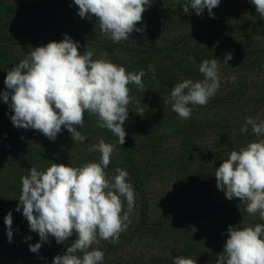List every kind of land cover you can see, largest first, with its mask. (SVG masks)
Masks as SVG:
<instances>
[{
	"label": "trees",
	"instance_id": "trees-1",
	"mask_svg": "<svg viewBox=\"0 0 264 264\" xmlns=\"http://www.w3.org/2000/svg\"><path fill=\"white\" fill-rule=\"evenodd\" d=\"M174 2L152 0L137 24L143 31H134L126 42L113 43L101 34L94 16L88 19L78 15L74 0H0V264H52L56 255L71 246L75 234L65 243H57L51 236L45 243L38 233L30 231L22 207L15 210L22 191L21 177L32 166L44 171L52 162L73 167L99 162L100 153L87 149L100 139L116 145L105 169L109 178L116 174L117 167L122 168L135 190L131 224L118 242L101 240L93 245L104 251V257L119 254L126 244L140 238L177 236L175 239L189 243L198 227L220 236L232 223L241 227L263 224L259 215L233 207L230 202L234 199L224 200L214 176L231 151L264 138L254 135L251 126L247 133L240 131L245 117L264 118V113L260 114L264 105L261 98L240 103V94H236L239 80L228 79L224 84L223 79L206 106L189 105L192 116L188 120L171 110L170 101L176 83L202 80L198 79L200 63L214 58L224 62L240 29L254 30L255 26L252 21L245 25L231 17L214 16L198 22L201 18L185 15L180 3ZM65 34L79 42L81 54L86 48L95 50L94 58L105 52L111 62L126 71L145 72V92L134 84L128 86L133 99L128 105L123 145L110 130L97 127L98 118L88 113L83 128L77 126L86 137L84 142L74 141L63 126L52 141L38 130L18 129L12 124L13 113L2 99L3 92L9 91L4 84L7 71L33 48L59 42ZM227 88L230 90L223 96ZM138 101L143 115L137 113ZM9 211L13 221L11 242L5 224ZM208 220L212 222L202 224ZM38 242L42 245L39 251L31 252L29 245Z\"/></svg>",
	"mask_w": 264,
	"mask_h": 264
},
{
	"label": "clouds",
	"instance_id": "clouds-1",
	"mask_svg": "<svg viewBox=\"0 0 264 264\" xmlns=\"http://www.w3.org/2000/svg\"><path fill=\"white\" fill-rule=\"evenodd\" d=\"M152 0H74L81 18L99 22L101 34L113 43L126 42L131 34L143 31L137 24ZM221 0H190L183 12L194 9L201 16L205 9L214 18L213 9ZM259 17L264 20V0H250ZM79 42L65 34L64 39L38 46L7 71L4 84L9 91L2 94L4 103L12 111V124L18 129L38 130L54 141L62 126L74 141L84 142L86 137L78 130L84 126L85 113L95 115L96 126L110 130L117 143H125V121L128 105L132 102L130 84L146 91L145 72H128L124 66L114 64L107 53L94 58L93 49L81 54ZM232 59L225 55L224 63ZM218 59L203 60L199 72L203 79H184L170 92L171 110L184 120L192 116L189 105L206 106L220 89ZM235 80V77H232ZM10 101V103H9ZM167 103V102H164ZM140 101L137 113L143 115ZM264 136V119L245 117L242 133ZM88 152H99V162H87L79 167L51 163L44 171L32 166L21 177L22 191L16 211L22 207L30 231L38 233L42 242L54 237L65 243L75 234L76 239L64 254L53 258L52 264H103L101 240L115 244L131 224L130 214L135 207L134 186L128 182V172L115 169L109 178L105 169L111 163L116 145L100 139L89 146ZM217 189L228 200L238 198L246 203L249 214H259L264 220V139L248 142L239 151L233 150L216 168ZM125 201L127 208L125 210ZM12 212L5 217L7 237L12 240ZM224 250L216 264H264V224L254 227L229 225ZM30 239V237H29ZM41 243L29 245L37 253ZM80 253L81 255H78ZM174 264H197L196 259L177 256Z\"/></svg>",
	"mask_w": 264,
	"mask_h": 264
},
{
	"label": "rangeland",
	"instance_id": "rangeland-1",
	"mask_svg": "<svg viewBox=\"0 0 264 264\" xmlns=\"http://www.w3.org/2000/svg\"><path fill=\"white\" fill-rule=\"evenodd\" d=\"M174 3H180L182 7L189 4L190 0H176ZM216 8L212 11L217 18L231 17L243 21L245 25L252 21L255 26L254 30L249 27L240 29L239 36L235 40L236 44L228 49L227 52L231 53L235 60L227 63L218 62L220 82L226 79L225 84L232 77L239 80L238 85L236 84L238 88L236 94H240L238 96L240 103L253 97L261 98L264 102V20L259 17L250 0H221ZM184 14L196 16L195 10L191 8ZM198 17L201 18L198 22L210 18L208 10L205 9ZM226 65L229 66L226 67ZM198 79H203V74L200 73ZM229 90L223 89L222 95L228 94ZM260 109V114L264 113V105ZM223 199L225 200L226 197L223 196ZM233 199L234 202H230L233 207L246 208L245 202H241L238 198ZM257 215L259 214L253 216ZM211 222L208 220L202 224L207 225ZM232 226H238V224L232 223ZM196 231L192 242L189 243L183 242V239H175L177 236L155 240L154 238L137 239L126 244L119 254L104 257L103 264H174V258L177 256L196 259L197 264H216L218 255L224 250L228 238L227 230L225 229L220 236H214V232L211 234L201 227L196 228Z\"/></svg>",
	"mask_w": 264,
	"mask_h": 264
}]
</instances>
